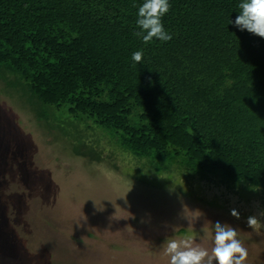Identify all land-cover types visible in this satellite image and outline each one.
Segmentation results:
<instances>
[{"label":"trees","instance_id":"obj_1","mask_svg":"<svg viewBox=\"0 0 264 264\" xmlns=\"http://www.w3.org/2000/svg\"><path fill=\"white\" fill-rule=\"evenodd\" d=\"M241 2L169 0L172 39L145 44L134 34L144 0H0V76L41 121L112 132L157 176L181 156L178 181L217 176L264 195V38L236 27ZM163 151L178 158L151 157Z\"/></svg>","mask_w":264,"mask_h":264},{"label":"rangeland","instance_id":"obj_2","mask_svg":"<svg viewBox=\"0 0 264 264\" xmlns=\"http://www.w3.org/2000/svg\"><path fill=\"white\" fill-rule=\"evenodd\" d=\"M9 77L0 76V264H169L167 240L191 239L210 252L216 222L238 231L244 264H264V227L247 224L250 216L264 224L263 194L238 195L217 176L178 181L183 160L169 151L150 153L177 159L172 177L157 176L110 131L38 119ZM134 113L131 125L143 127Z\"/></svg>","mask_w":264,"mask_h":264},{"label":"clouds","instance_id":"obj_3","mask_svg":"<svg viewBox=\"0 0 264 264\" xmlns=\"http://www.w3.org/2000/svg\"><path fill=\"white\" fill-rule=\"evenodd\" d=\"M169 8V0H144L138 9L136 21L141 31L134 34L142 37L145 44L153 38L163 42L170 41L172 36L165 31L161 19ZM239 9V15L234 21L236 27L264 38V0H242ZM142 58V50L132 54V60L136 63L141 62ZM231 214L239 218L236 210H232ZM260 215L264 216V212ZM247 224L254 231L264 227L257 216L248 217ZM213 228V247L210 252L199 244H194L191 239L167 240L164 243L163 252L170 258L169 264H213V261H216V264H244L248 258V251L237 238L238 231L220 222H216Z\"/></svg>","mask_w":264,"mask_h":264}]
</instances>
